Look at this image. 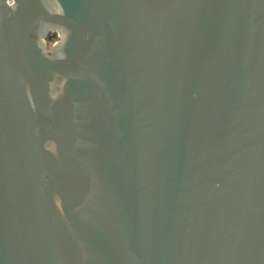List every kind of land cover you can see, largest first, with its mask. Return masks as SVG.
<instances>
[{
  "label": "water",
  "instance_id": "obj_1",
  "mask_svg": "<svg viewBox=\"0 0 264 264\" xmlns=\"http://www.w3.org/2000/svg\"><path fill=\"white\" fill-rule=\"evenodd\" d=\"M0 264H264V0H0Z\"/></svg>",
  "mask_w": 264,
  "mask_h": 264
},
{
  "label": "trees",
  "instance_id": "obj_2",
  "mask_svg": "<svg viewBox=\"0 0 264 264\" xmlns=\"http://www.w3.org/2000/svg\"><path fill=\"white\" fill-rule=\"evenodd\" d=\"M56 40H59V36L57 33H50L47 38L48 46L52 45V43Z\"/></svg>",
  "mask_w": 264,
  "mask_h": 264
},
{
  "label": "rangeland",
  "instance_id": "obj_3",
  "mask_svg": "<svg viewBox=\"0 0 264 264\" xmlns=\"http://www.w3.org/2000/svg\"><path fill=\"white\" fill-rule=\"evenodd\" d=\"M57 34H58V33H57ZM58 36H59V34H58ZM57 41H58V40L54 41V42L52 43V45L55 44V43H57ZM47 44H48V43H47ZM52 45H50V46H52Z\"/></svg>",
  "mask_w": 264,
  "mask_h": 264
},
{
  "label": "flooded vegetation",
  "instance_id": "obj_4",
  "mask_svg": "<svg viewBox=\"0 0 264 264\" xmlns=\"http://www.w3.org/2000/svg\"><path fill=\"white\" fill-rule=\"evenodd\" d=\"M60 38V37H59Z\"/></svg>",
  "mask_w": 264,
  "mask_h": 264
}]
</instances>
